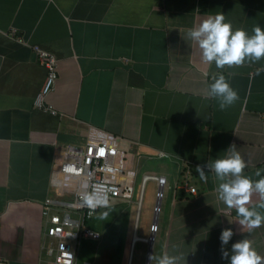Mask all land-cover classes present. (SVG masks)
Wrapping results in <instances>:
<instances>
[{"label":"crops","instance_id":"0c3cea01","mask_svg":"<svg viewBox=\"0 0 264 264\" xmlns=\"http://www.w3.org/2000/svg\"><path fill=\"white\" fill-rule=\"evenodd\" d=\"M218 12L233 27L264 26V0H0V264L52 260L43 247V210L48 198L62 196L52 185L53 164L65 146L85 143L89 128L122 136L121 146L137 153L136 171L141 160L144 174L164 176L162 185L149 180L159 195L148 257L178 245L181 264H227L219 233L229 227L226 248L244 238L264 260V223L240 226L214 190V173L201 180L195 169L234 142L247 162L243 174L264 175V57L217 69L185 36ZM35 45L58 61L47 98L57 113L34 106L47 74ZM212 72H223L238 93L223 110L205 97ZM188 168L196 193L176 186ZM137 200L130 202L136 218L128 264L135 235L150 234L149 224L143 236L136 231ZM256 202L253 195L247 203Z\"/></svg>","mask_w":264,"mask_h":264},{"label":"clouds","instance_id":"9594fccd","mask_svg":"<svg viewBox=\"0 0 264 264\" xmlns=\"http://www.w3.org/2000/svg\"><path fill=\"white\" fill-rule=\"evenodd\" d=\"M185 36L196 42L201 60L214 63L217 69L264 57V26L257 23L252 26L251 31L233 27L223 12L208 14L198 24L188 27ZM205 75V97L215 99L221 110L233 104L238 93L229 83V78L223 72ZM220 152L222 154L207 159L203 165H195L198 176L201 180H206V172H213L217 181L214 190L219 200L228 208L235 209L239 217L236 222L248 231L259 228L264 223V175L257 170L255 176L258 179L253 180L243 174L247 162L234 142ZM253 195L257 202L249 206L247 202ZM78 196L83 206L92 210L104 209L99 213V219L104 220L108 215V192L103 185L90 184L88 180H83L79 185ZM232 236L233 229L229 227L222 228L219 233L220 255L227 260V264H264V260L244 238L233 241L226 248L225 245H228ZM172 248V251L159 255L149 253V264H181L183 253L178 245H173Z\"/></svg>","mask_w":264,"mask_h":264},{"label":"built area","instance_id":"2783aa9c","mask_svg":"<svg viewBox=\"0 0 264 264\" xmlns=\"http://www.w3.org/2000/svg\"><path fill=\"white\" fill-rule=\"evenodd\" d=\"M16 32L17 29H13L12 33ZM19 39L22 41L23 38L19 37ZM34 49L47 69L43 85L34 100V106L57 113L47 100L55 89L58 78L57 58L38 45H35ZM122 140L123 137L120 135L89 128L85 143L65 146L55 160L52 185L61 192L62 196L48 198L45 202L43 215L46 225L43 247L53 258L50 262L46 261L42 264H92L90 260L79 262V250L83 239H98L101 236L98 229L88 224V220L100 209L92 210L81 204L78 196L81 181L88 180L90 184L103 185L107 189L109 203L133 202L137 153L122 147ZM191 177L189 168L182 172L177 180V188L196 193L197 187L191 183ZM149 180H155L162 185L164 176L143 175L140 197L137 200L139 205L144 187ZM67 194L73 196L63 198ZM148 239L145 237L142 241L148 242Z\"/></svg>","mask_w":264,"mask_h":264},{"label":"rangeland","instance_id":"374dc122","mask_svg":"<svg viewBox=\"0 0 264 264\" xmlns=\"http://www.w3.org/2000/svg\"><path fill=\"white\" fill-rule=\"evenodd\" d=\"M143 161L140 160L139 166L137 167L136 177H135V190L133 192V198L137 200L140 196L141 181L143 177ZM156 175V174H155ZM158 195L159 190L156 188V184L153 181H148L144 187L142 194V203L140 207V213L138 217L137 232L139 235L143 236V226L149 224L148 226V237L152 236L153 229L152 226L157 213L158 206ZM110 209L108 215L105 216L104 220L98 218L99 213L93 215L89 220L88 224L94 228H99L101 231L104 225L109 224L105 230L107 238L104 237V230H102V237L98 239L85 238L82 240L79 250V262L83 260H90L92 264H128L129 253L131 249L132 242V231L135 224L136 206H134L133 217H132V203H120L112 201L109 203ZM160 208V207H159ZM104 211V210H103ZM162 219L160 215V223L158 227L162 224ZM104 237L105 244L107 248L104 254L101 253V240ZM148 242L138 241L134 250L132 251V264H146L147 252H148ZM46 254L51 255L46 252ZM103 254V255H102ZM141 259V262H140Z\"/></svg>","mask_w":264,"mask_h":264},{"label":"water","instance_id":"95a60500","mask_svg":"<svg viewBox=\"0 0 264 264\" xmlns=\"http://www.w3.org/2000/svg\"><path fill=\"white\" fill-rule=\"evenodd\" d=\"M135 242H136V239L134 238L133 239V243H132V251H133V247H134ZM131 258H132V254L130 256V262H129L130 264H131Z\"/></svg>","mask_w":264,"mask_h":264},{"label":"bare ground","instance_id":"6f19581e","mask_svg":"<svg viewBox=\"0 0 264 264\" xmlns=\"http://www.w3.org/2000/svg\"><path fill=\"white\" fill-rule=\"evenodd\" d=\"M135 239H136V241H138V240H144L142 237H138L137 235H135Z\"/></svg>","mask_w":264,"mask_h":264},{"label":"trees","instance_id":"16d2710c","mask_svg":"<svg viewBox=\"0 0 264 264\" xmlns=\"http://www.w3.org/2000/svg\"><path fill=\"white\" fill-rule=\"evenodd\" d=\"M80 258V257H79Z\"/></svg>","mask_w":264,"mask_h":264}]
</instances>
